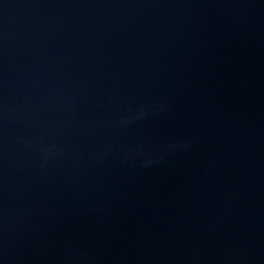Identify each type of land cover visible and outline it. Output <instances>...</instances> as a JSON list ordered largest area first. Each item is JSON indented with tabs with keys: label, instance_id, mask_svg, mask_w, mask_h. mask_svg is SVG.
<instances>
[{
	"label": "water",
	"instance_id": "1",
	"mask_svg": "<svg viewBox=\"0 0 264 264\" xmlns=\"http://www.w3.org/2000/svg\"><path fill=\"white\" fill-rule=\"evenodd\" d=\"M0 264H264V0H0Z\"/></svg>",
	"mask_w": 264,
	"mask_h": 264
}]
</instances>
